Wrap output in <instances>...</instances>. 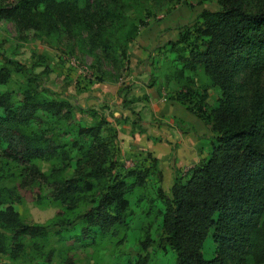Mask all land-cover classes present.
Returning a JSON list of instances; mask_svg holds the SVG:
<instances>
[{
  "label": "rangeland",
  "instance_id": "rangeland-1",
  "mask_svg": "<svg viewBox=\"0 0 264 264\" xmlns=\"http://www.w3.org/2000/svg\"><path fill=\"white\" fill-rule=\"evenodd\" d=\"M107 1L91 0L102 9ZM142 4L144 24L133 23V37L125 51L116 37L105 42L102 26L85 20L64 27L45 23L38 13L29 20L0 18V66L9 69L0 94L7 91L14 105L21 104L24 88L35 85L54 101L37 111L29 122L30 131L66 141L75 138L80 127L102 123L95 154L100 156L91 155L84 173L79 171L74 150L66 149L60 156L47 149L32 163L12 159L8 152L14 145L7 148L0 134V196L13 205L21 221L48 223L50 230L43 243L25 238L21 252L10 250L14 247L10 244L8 252L0 251V264H176L162 225L165 201L159 189L170 197L174 177L185 175L209 154L212 131L187 108L189 102L173 98L187 99L192 92L169 76L179 60L167 41L192 27L204 8L215 10L219 4L217 0H143ZM245 7L256 10L258 0H245ZM135 11L128 16L134 17ZM249 71L245 67L236 76L246 93L252 89ZM187 74L198 93L203 83L207 85L208 102L216 105L219 90L206 75ZM259 79L264 87V68ZM31 165L39 172L32 171ZM129 169H146V178L130 195L132 214L122 238L106 237L97 244L75 240L81 213L97 202L108 183ZM62 177H78L79 188L61 185ZM67 203H72L70 213L53 219ZM255 234L246 264H264V219ZM214 245L208 235L202 254L210 257Z\"/></svg>",
  "mask_w": 264,
  "mask_h": 264
},
{
  "label": "trees",
  "instance_id": "trees-1",
  "mask_svg": "<svg viewBox=\"0 0 264 264\" xmlns=\"http://www.w3.org/2000/svg\"><path fill=\"white\" fill-rule=\"evenodd\" d=\"M142 1L108 0L102 9L91 0H13L0 2V18L29 20L38 13L45 23L53 21L64 27L71 21L75 24L85 20L88 25L102 26L105 42L116 37L125 51L133 37V23L144 24ZM217 2V9L204 8L192 27L167 41L179 60V65H172L169 76L192 92L189 99L178 95L173 98L189 102L187 108L212 131L209 154L185 175L174 177L170 197L159 189L165 201L162 225L176 254V264H246L248 250L256 243L255 232L264 219V87L259 79L264 68V0H258L256 10H247L245 0ZM130 10L136 12L134 17L128 16ZM245 67L250 69V93L236 81ZM188 72L205 74L208 83L219 90L216 105L209 104L205 83L200 93L192 88ZM8 76L9 69L0 66V83ZM23 93L22 103L17 105L7 91L0 94V134L7 148L14 145L8 155L21 163H32L47 149L60 156L66 149L74 150L79 171L84 173L101 144V121L80 127L75 138L56 141L30 131L29 126L37 111L49 108L54 101L35 85L25 87ZM31 167L32 171L38 170L35 165ZM145 178L146 169H129L122 178L108 183L97 202L81 213L75 240L97 244L106 237L121 239L132 214L130 195ZM61 181L68 188L80 186L78 177H62ZM88 184L91 188L90 181ZM5 201L0 196V204ZM67 204L53 219L70 213L72 203ZM208 235L215 248L210 257H205L202 246ZM49 236L48 223H25L9 201L0 205V251L8 252L13 244L10 250L18 253L26 247L25 238L37 244Z\"/></svg>",
  "mask_w": 264,
  "mask_h": 264
},
{
  "label": "built area",
  "instance_id": "built-area-1",
  "mask_svg": "<svg viewBox=\"0 0 264 264\" xmlns=\"http://www.w3.org/2000/svg\"><path fill=\"white\" fill-rule=\"evenodd\" d=\"M71 63H74V61L71 59V61H70Z\"/></svg>",
  "mask_w": 264,
  "mask_h": 264
},
{
  "label": "crops",
  "instance_id": "crops-1",
  "mask_svg": "<svg viewBox=\"0 0 264 264\" xmlns=\"http://www.w3.org/2000/svg\"><path fill=\"white\" fill-rule=\"evenodd\" d=\"M149 90H150V88H149ZM189 114H191L190 112H188ZM187 118H189V117H187Z\"/></svg>",
  "mask_w": 264,
  "mask_h": 264
}]
</instances>
